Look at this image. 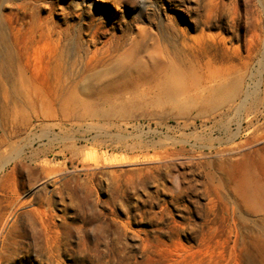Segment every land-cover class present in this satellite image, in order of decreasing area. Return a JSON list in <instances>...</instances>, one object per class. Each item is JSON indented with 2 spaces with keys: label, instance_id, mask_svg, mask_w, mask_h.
Here are the masks:
<instances>
[{
  "label": "rangeland",
  "instance_id": "374dc122",
  "mask_svg": "<svg viewBox=\"0 0 264 264\" xmlns=\"http://www.w3.org/2000/svg\"><path fill=\"white\" fill-rule=\"evenodd\" d=\"M3 140L0 264H264V0H0Z\"/></svg>",
  "mask_w": 264,
  "mask_h": 264
},
{
  "label": "bare ground",
  "instance_id": "6f19581e",
  "mask_svg": "<svg viewBox=\"0 0 264 264\" xmlns=\"http://www.w3.org/2000/svg\"><path fill=\"white\" fill-rule=\"evenodd\" d=\"M170 98V97H169ZM176 103V102H175ZM190 107V106H189ZM64 113V112H63ZM59 115V114H58ZM83 115V114H82ZM238 119V118H237ZM86 121V120H85ZM9 141V140H8ZM5 142L6 141H0V149H1V147L5 144ZM46 146V145H45ZM62 151V150H61ZM158 153V152H157ZM6 157V156H5ZM3 157V164H2V166H1V168H0V173H2V172H5V174H4V176H9L10 175V173H14L15 171H16V169L18 168V166H22L23 164H24V162L26 161V159H27V156H26V154L24 153V150L23 149H16V150H14V153L13 154H11L10 156H8V157ZM35 157H36V154L35 155H33V156H31L30 158L31 159H35ZM34 162V161H33ZM10 166H12V168L8 171V169L10 168ZM35 168H37V169H39L40 171H41V174L44 176L43 178L45 179L46 178V180H44L43 181V183H47L48 181V179L52 176V175H54V174H56V173H58L57 171H56V168L55 167H53V166H51V163H50V161H48V160H42V161H40V162H38L37 164H35ZM33 169V168H32ZM38 179H39V177H38ZM29 180L32 182V181H36L37 180V178L36 177H34V176H32V177H30L29 178ZM41 180V179H40ZM47 181V182H46ZM42 188V187H41ZM30 192V191H29ZM28 192V193H29ZM34 201V198L31 200V201H29L30 203L31 202H33ZM16 205V204H15ZM27 205V202H24V201H19V203H18V206L20 207V208H22V207H25ZM17 210V209H16ZM11 215H13V213L11 214Z\"/></svg>",
  "mask_w": 264,
  "mask_h": 264
}]
</instances>
